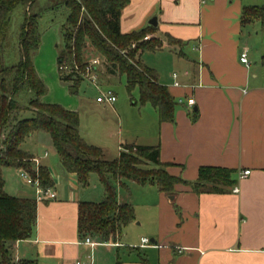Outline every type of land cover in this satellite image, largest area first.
<instances>
[{"label":"crops","instance_id":"crops-1","mask_svg":"<svg viewBox=\"0 0 264 264\" xmlns=\"http://www.w3.org/2000/svg\"><path fill=\"white\" fill-rule=\"evenodd\" d=\"M250 5L258 4L244 0H131L122 10L120 31L153 26L149 20L156 17L152 35L161 41V47L154 51L167 50L170 69H177L166 79L161 70L148 66L177 102L173 121H160L152 105H143L130 117L129 129L120 128L116 139L107 134L114 138L115 154H110L104 139L84 138L79 124L84 140L99 145L109 160L119 155L123 144L158 145L161 162L170 164L167 171L187 183L197 179L200 166L231 169L234 182L228 191L195 193L189 185L178 183L175 192L167 194L152 184L127 181L128 190L116 184L118 201L132 204L134 219L114 238L86 235L96 242L92 246L78 233V207L80 201L103 198L97 175H90L92 188L81 185L74 173L62 167L55 149L47 152L46 146L53 148L49 136L35 133L25 140L23 149L47 167L53 196L36 202L31 235L11 244L9 251L15 261L264 264V77L261 67L240 61L241 52L246 49L248 53L247 46H242L247 25L241 27L240 14L243 6ZM105 74L104 83L117 76ZM188 98L194 100L192 105L187 104ZM110 107L116 113L114 104ZM117 118L122 123L119 113ZM33 137L38 138L43 152L27 144ZM245 170L250 172L242 176ZM20 172L3 168L5 191L34 199L35 187ZM142 238L148 242L143 243Z\"/></svg>","mask_w":264,"mask_h":264},{"label":"trees","instance_id":"trees-1","mask_svg":"<svg viewBox=\"0 0 264 264\" xmlns=\"http://www.w3.org/2000/svg\"><path fill=\"white\" fill-rule=\"evenodd\" d=\"M38 1L0 0V264H36L34 260L15 261L9 251L13 242L31 235L36 222V201L8 194L2 174L3 168H16L37 179L43 188L53 185L47 167L36 164L35 158L22 147L35 133L49 136L62 167L74 173L81 185H88L90 175L96 174L103 187L99 202H79L77 230L82 237L114 238L134 219L132 204L118 201L116 184L127 190V181L152 184L167 194H173L178 183L189 185L195 193L228 191L234 182L231 169L200 166L197 179L187 183L167 171L170 164L161 162L158 145L123 144L115 159H106L100 147L87 143L79 133L76 110L44 102L46 87L32 60L41 42L39 21L44 10L64 6L62 43L57 54L62 80H73L72 86L76 87L83 79L81 74L91 54L102 60L107 74L124 75L128 90L137 87L140 102L150 103L160 121H173L177 105L155 71L142 64L139 57L145 50L161 47V41L153 35L143 40L144 35L154 32V27L129 33L120 31L122 10L131 0H48L51 6L46 9L39 7ZM17 8L23 11L18 56L7 63V32ZM253 22H258L264 32V3L242 7L241 27ZM261 61L264 63V50ZM28 110L33 115L22 117ZM127 148L134 151L128 152Z\"/></svg>","mask_w":264,"mask_h":264},{"label":"rangeland","instance_id":"rangeland-1","mask_svg":"<svg viewBox=\"0 0 264 264\" xmlns=\"http://www.w3.org/2000/svg\"><path fill=\"white\" fill-rule=\"evenodd\" d=\"M245 2H252V4H263L264 0H244ZM39 7L47 8L51 6V2L48 0H39ZM55 11V12H54ZM46 9L39 21V29L41 32V42L38 50L33 54V62L37 68V74L43 81L46 87V93L42 97L44 102L58 103L62 106L74 109L79 115L80 133L82 136L98 142L104 139L109 143L110 154H115L117 150L116 143L113 142V137H108V133L115 135L120 128L126 131L130 128V117L135 111L143 105H151L150 103H141L139 100V90L134 87L131 90L126 88V80L124 75H117L111 77L110 82L104 83L106 74L102 60L99 58V62L96 64V70L101 74H97V84L102 89H110L116 94V101L114 108L116 113L113 112L108 105L106 109L104 104L96 101L97 95L100 93L98 87H96L88 78H83L76 87H73V80H62L59 76L57 69V54L60 49L61 40V21L63 20L65 8L60 6L56 9ZM22 9L17 8L14 10L11 18L9 30L7 32V48L5 51V60L7 63H11L16 60L17 46H18V33L22 22ZM264 33V32H263ZM259 28L258 22H253L247 25L243 29L242 46L248 48V60L251 66L255 64L261 67L262 77H264V63L261 61V53L264 46V34ZM146 35L151 36L152 33ZM145 36V35H144ZM143 36V37H144ZM93 53V52H92ZM167 50L152 51L145 50L140 54V60L142 64L147 67L157 68L165 74L166 79L171 71L170 69ZM90 57H98L88 54L87 60ZM262 65V66H260ZM35 68V69H36ZM86 72V66H85ZM158 81L160 80L157 78ZM161 83V81H159ZM74 89V91H71ZM120 114L122 123L118 122L117 114ZM33 112L28 110L22 114V117H31ZM129 125V126H128ZM134 129V128H133ZM37 137L30 138L27 141L28 145H31L34 151L43 152ZM89 142V141H88ZM99 146V145H98ZM111 146V147H110ZM25 148V143L22 145ZM51 147V148H50ZM45 149V147H44ZM52 146H46V150L49 154L52 153ZM126 151H134V149H126ZM56 155V151L54 152ZM116 156V155H114ZM109 159V158H108ZM111 159V157H110ZM92 177H96L92 174ZM100 185V184H98ZM88 187H93V183H89Z\"/></svg>","mask_w":264,"mask_h":264},{"label":"built area","instance_id":"built-area-1","mask_svg":"<svg viewBox=\"0 0 264 264\" xmlns=\"http://www.w3.org/2000/svg\"><path fill=\"white\" fill-rule=\"evenodd\" d=\"M150 36L145 35L143 37V40L148 39ZM131 46H134V43L131 44ZM240 61L244 64H248V58H247V50L244 49L241 54H240ZM99 62V57H90L87 60V63L85 64L86 66V72H85V66H84V71L82 72L81 76L82 78H88L96 87L99 88L100 93L96 97V101L104 104V105H113L117 99L116 94L110 90V89H102L99 87L97 84L96 80L98 79L97 77V70H96V64ZM175 76V75H174ZM175 84H177L175 82ZM194 103V100L192 98L187 99V104L192 105ZM36 164H38L37 159H33ZM249 170H245L242 172V176H245L249 174ZM20 176L28 183L31 184L32 186L35 187L36 189V194L34 200L36 202L43 201L45 199L51 198L53 195L50 192V187L43 188L40 186L39 181L37 179H33L29 174H27L25 171L20 172ZM233 191H238L237 187H234ZM85 243H88L90 245L96 244L95 241H93L90 237H85L84 239ZM143 243H147L148 240L147 238H142ZM69 264H91L89 262L81 261V260H75L70 262Z\"/></svg>","mask_w":264,"mask_h":264},{"label":"water","instance_id":"water-1","mask_svg":"<svg viewBox=\"0 0 264 264\" xmlns=\"http://www.w3.org/2000/svg\"><path fill=\"white\" fill-rule=\"evenodd\" d=\"M156 23H157V21H156V17H153L151 20H149V24H151V25H153V26H155ZM71 91H74V89H72Z\"/></svg>","mask_w":264,"mask_h":264}]
</instances>
